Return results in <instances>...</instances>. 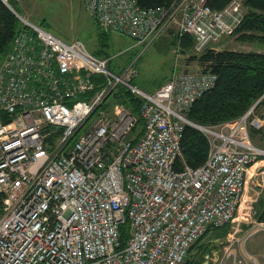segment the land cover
<instances>
[{
    "label": "built area",
    "instance_id": "built-area-1",
    "mask_svg": "<svg viewBox=\"0 0 264 264\" xmlns=\"http://www.w3.org/2000/svg\"><path fill=\"white\" fill-rule=\"evenodd\" d=\"M84 4L102 31L135 43L176 23L196 54L218 49L244 13L241 0L221 9L207 0ZM16 15L21 26L0 59V264H184L207 228L235 219L264 156L249 134L264 126L255 111L264 93L234 120L199 125L186 113L215 72L174 69L146 92L134 83L135 59L114 70L112 56ZM125 93L139 101L138 116ZM185 125L209 149L200 166L177 171Z\"/></svg>",
    "mask_w": 264,
    "mask_h": 264
},
{
    "label": "rangeland",
    "instance_id": "rangeland-1",
    "mask_svg": "<svg viewBox=\"0 0 264 264\" xmlns=\"http://www.w3.org/2000/svg\"><path fill=\"white\" fill-rule=\"evenodd\" d=\"M25 7L22 5L20 11H24L23 15L29 21L43 26L64 40L81 39L95 55L112 56L110 66L114 70L135 59L139 73L134 83L146 92H153L174 69L201 68L196 59L190 58L192 55H198L193 53V42L188 48L182 46V38L176 33V23H172L162 34L148 42L135 43L129 36L102 31L86 10L84 0H43L33 9L25 10ZM245 10L246 7L243 6L242 11ZM236 35L234 33L223 36L214 46L218 49L264 51V43L240 41ZM261 112H264V107L256 113L257 116ZM91 121L92 119H89L81 130ZM251 131L254 132L253 135ZM249 134L251 143L264 151V126L250 127ZM263 173L264 156L249 169L235 219L221 227L211 228L197 240V245L189 254L192 264H244V261L238 258L227 261V247L240 246L248 249L251 246L264 245V231L254 232L256 221L252 216L253 203L261 192ZM125 229L126 226L123 225L122 231ZM224 229L226 234L221 237Z\"/></svg>",
    "mask_w": 264,
    "mask_h": 264
},
{
    "label": "trees",
    "instance_id": "trees-1",
    "mask_svg": "<svg viewBox=\"0 0 264 264\" xmlns=\"http://www.w3.org/2000/svg\"><path fill=\"white\" fill-rule=\"evenodd\" d=\"M171 1L137 0L142 6L167 5ZM230 1L207 0V4L211 8L221 9ZM243 5L246 10L233 34L236 33L240 41L264 43V0H244ZM11 8L17 10L14 0H0V59L9 49L21 26L20 19ZM180 38L185 48L192 43V38L187 34ZM190 58L196 59L203 70H211L217 74L214 84L193 101L186 113V118L193 123L218 125L234 120L244 114L264 93V51L207 48ZM123 99L138 116L139 101L128 93H125ZM263 102L264 98L259 101L257 108ZM250 133L254 134L253 131ZM208 149L206 136L198 129L185 125L180 139L181 158L175 160L174 169L181 170L184 165L191 168L200 166L206 159ZM252 216L256 222L264 221V187L253 203ZM210 229L207 228L204 233ZM221 234L223 237L226 229ZM196 243L197 241L191 245L184 264H192L189 254Z\"/></svg>",
    "mask_w": 264,
    "mask_h": 264
},
{
    "label": "crops",
    "instance_id": "crops-1",
    "mask_svg": "<svg viewBox=\"0 0 264 264\" xmlns=\"http://www.w3.org/2000/svg\"><path fill=\"white\" fill-rule=\"evenodd\" d=\"M14 1L17 9L16 13L28 19L25 15H23L24 11L23 12L20 11L21 6L25 5L26 6L25 10L26 8L33 9L38 2L41 3L43 0H14ZM165 30L166 29H164L160 34H162ZM262 107H264V102L256 109V113H258ZM259 117L264 118V112H261L259 114ZM263 187H264V175H263L262 185L260 186V190H262ZM232 258L233 259L238 258L244 261V264H264V245H258V246L255 245L248 247V249L240 246L227 247V261L231 262Z\"/></svg>",
    "mask_w": 264,
    "mask_h": 264
},
{
    "label": "water",
    "instance_id": "water-1",
    "mask_svg": "<svg viewBox=\"0 0 264 264\" xmlns=\"http://www.w3.org/2000/svg\"><path fill=\"white\" fill-rule=\"evenodd\" d=\"M6 1V0H5ZM8 4V3H7ZM9 5V4H8ZM10 6V5H9ZM11 7V6H10ZM12 10H13V8H11ZM15 13H16V11L15 10H13Z\"/></svg>",
    "mask_w": 264,
    "mask_h": 264
},
{
    "label": "bare ground",
    "instance_id": "bare-ground-1",
    "mask_svg": "<svg viewBox=\"0 0 264 264\" xmlns=\"http://www.w3.org/2000/svg\"><path fill=\"white\" fill-rule=\"evenodd\" d=\"M204 93V92H203Z\"/></svg>",
    "mask_w": 264,
    "mask_h": 264
}]
</instances>
